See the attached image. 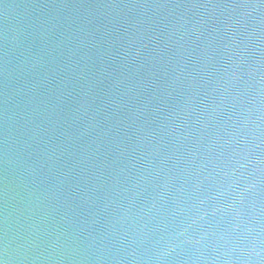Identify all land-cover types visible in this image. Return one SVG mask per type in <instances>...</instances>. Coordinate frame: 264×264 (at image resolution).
<instances>
[{
  "label": "water",
  "instance_id": "obj_1",
  "mask_svg": "<svg viewBox=\"0 0 264 264\" xmlns=\"http://www.w3.org/2000/svg\"><path fill=\"white\" fill-rule=\"evenodd\" d=\"M0 264H264V0H0Z\"/></svg>",
  "mask_w": 264,
  "mask_h": 264
}]
</instances>
